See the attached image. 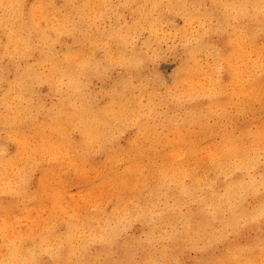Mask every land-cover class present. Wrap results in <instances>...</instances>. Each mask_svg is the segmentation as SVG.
<instances>
[{
  "label": "clouds",
  "instance_id": "9594fccd",
  "mask_svg": "<svg viewBox=\"0 0 264 264\" xmlns=\"http://www.w3.org/2000/svg\"><path fill=\"white\" fill-rule=\"evenodd\" d=\"M0 264H264V0H0Z\"/></svg>",
  "mask_w": 264,
  "mask_h": 264
},
{
  "label": "rangeland",
  "instance_id": "374dc122",
  "mask_svg": "<svg viewBox=\"0 0 264 264\" xmlns=\"http://www.w3.org/2000/svg\"><path fill=\"white\" fill-rule=\"evenodd\" d=\"M159 70H160L161 73L167 74V72L169 70V66H165L164 64H161Z\"/></svg>",
  "mask_w": 264,
  "mask_h": 264
}]
</instances>
